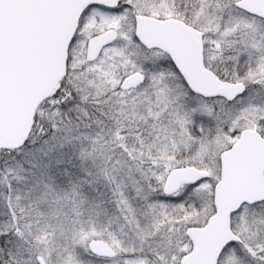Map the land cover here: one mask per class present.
<instances>
[{"label":"snow or ice","instance_id":"6c2138e0","mask_svg":"<svg viewBox=\"0 0 264 264\" xmlns=\"http://www.w3.org/2000/svg\"><path fill=\"white\" fill-rule=\"evenodd\" d=\"M0 264H264V0H0Z\"/></svg>","mask_w":264,"mask_h":264}]
</instances>
